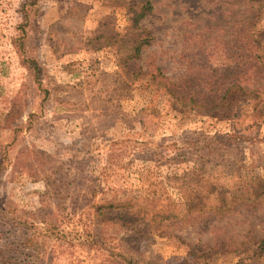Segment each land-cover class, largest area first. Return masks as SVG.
Listing matches in <instances>:
<instances>
[{"label":"rangeland","instance_id":"obj_1","mask_svg":"<svg viewBox=\"0 0 264 264\" xmlns=\"http://www.w3.org/2000/svg\"><path fill=\"white\" fill-rule=\"evenodd\" d=\"M151 2L143 72L219 69L249 30L264 47L257 3ZM130 3L0 0V264H264V118L204 116L146 75L124 79L120 52L90 40L104 24L124 35ZM109 202L140 212L102 224L91 206Z\"/></svg>","mask_w":264,"mask_h":264},{"label":"trees","instance_id":"obj_2","mask_svg":"<svg viewBox=\"0 0 264 264\" xmlns=\"http://www.w3.org/2000/svg\"><path fill=\"white\" fill-rule=\"evenodd\" d=\"M248 1L258 4L255 11L260 15L264 8V0ZM152 11L151 0H131L127 9L128 25L124 35L116 33L112 25L104 24L103 27H99L93 32L94 37L90 42L92 41L97 48L114 47L120 52L118 66L124 79L133 83L139 80L141 75H146L149 82L156 85V89H162L183 108L196 110L204 116L232 117L238 121L249 118L251 121L257 122L264 118V88L262 91L258 87L250 89L251 82L264 81V47L259 39L254 38V32L248 31L251 37L249 40L242 37L236 38V41L232 43L234 53L226 58V65H222L219 69H212L209 67L200 68V65L195 62L189 63L185 77L178 82H172L162 75L157 66L153 67L152 71L143 72L142 68L135 64L141 59L143 49L148 47L153 40L151 33L140 26V22ZM27 19L25 14L23 21L26 23ZM237 27L239 26L233 24V28ZM19 28L21 35L15 39L14 43L21 49L25 37V25L21 23ZM23 63L28 66V69L33 70L34 77H36V64L27 59L23 60ZM198 71H203L204 75L208 72L212 75L205 77ZM202 88V91H205L200 94ZM237 128L234 127V133ZM218 139L220 138L218 137ZM200 149L206 151L207 155L214 152L208 143L202 145ZM91 208L95 219L102 224L125 223L128 221L129 215L136 217L140 212L139 208L137 209L136 205L132 203L109 202L95 204ZM121 210V213H117ZM123 211L127 212L123 213ZM40 214L42 222L47 223L44 212H40ZM144 218L145 216L142 217V220ZM14 228H20V225H15ZM93 240L94 238L87 236L89 245L96 244ZM99 244L101 241L97 242V246ZM27 245H31V243L28 242ZM114 259L120 260L115 261L114 264H135L129 259H125L121 253L115 252L110 253L108 259L105 258L101 264H111L110 260Z\"/></svg>","mask_w":264,"mask_h":264}]
</instances>
